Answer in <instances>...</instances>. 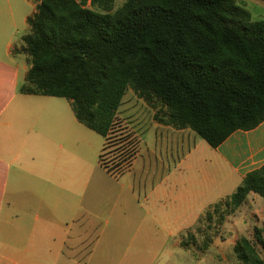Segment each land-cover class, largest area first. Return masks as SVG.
Segmentation results:
<instances>
[{
    "label": "trees",
    "instance_id": "1",
    "mask_svg": "<svg viewBox=\"0 0 264 264\" xmlns=\"http://www.w3.org/2000/svg\"><path fill=\"white\" fill-rule=\"evenodd\" d=\"M33 1L22 93L69 100L78 122L107 141L130 90L159 124L190 130L214 149L264 122V20L253 21L238 0H127L116 10L115 0ZM137 154L112 167L101 161L118 175ZM252 193L264 199V166L207 220L221 226ZM254 237L264 252L263 230ZM234 251L241 264H264L246 237Z\"/></svg>",
    "mask_w": 264,
    "mask_h": 264
},
{
    "label": "crops",
    "instance_id": "2",
    "mask_svg": "<svg viewBox=\"0 0 264 264\" xmlns=\"http://www.w3.org/2000/svg\"><path fill=\"white\" fill-rule=\"evenodd\" d=\"M36 7L33 0H0V264H167L168 241L182 247L183 233L201 215L188 227L183 216L209 210L228 196L223 190H237L264 166V122L233 133L216 149L220 160L185 193L177 173L184 160L163 162L155 180L133 176L138 155L123 173L109 172L101 161L107 140L88 142V128L71 118L64 98L21 91L31 67L22 38ZM125 102L118 114L139 119L142 113ZM151 123L186 136L181 142L193 138L190 130ZM136 124L143 128L142 120Z\"/></svg>",
    "mask_w": 264,
    "mask_h": 264
},
{
    "label": "rangeland",
    "instance_id": "3",
    "mask_svg": "<svg viewBox=\"0 0 264 264\" xmlns=\"http://www.w3.org/2000/svg\"><path fill=\"white\" fill-rule=\"evenodd\" d=\"M126 1L115 0L114 9H118ZM238 3L250 12L253 21L264 20V0H238ZM59 100L68 104L67 112L71 115V118H75L69 100ZM140 100L131 90L124 97V101H126L124 105L131 106V109H138L142 116L135 119L136 116L127 115V110L118 114L111 135L106 142L103 153L104 164L109 167L117 165L123 162V159L133 149H138L133 176L142 178L150 175L152 180H155L162 175L163 162L174 167L184 160L181 170L177 172L181 181L180 189L185 193L192 185L196 187L201 179V172L207 166H214L220 160L217 150L194 132L190 141L181 142L180 140L187 139V137L178 136L176 138L163 129H157L155 123H151L152 121L157 122L155 116H152L153 112L156 113V110L148 106L143 100L144 106L143 108L140 107ZM47 111L57 112L59 109L49 107ZM140 120L144 123L143 128L136 124ZM84 130L89 135L87 141L92 142L94 147H98L99 143L103 141L102 137L94 132L90 133L92 131L89 129ZM142 130L143 136L141 138ZM201 143L204 144L205 148L201 146ZM196 146L198 147L196 148ZM98 156L96 153H89L88 159L97 162L99 160ZM235 191L230 185L228 189L223 190L224 193H228V196L215 200L214 204L222 199L225 201L229 194ZM171 193L169 189L166 195ZM219 193L220 191H217V195ZM167 201L168 199L165 202ZM207 210V207L200 208L197 216L194 213L183 216V227H188L190 220L192 221L200 215L201 220L191 230L183 233L182 239L184 243L187 242V246L174 247L172 241H168L167 264H241L234 248L242 237L252 241L264 258V252L256 243L254 237L257 228L263 230L264 234L263 198L254 193L250 194L246 203L236 213L227 215L221 226L217 224L218 217H215L210 224V221L206 218ZM188 233L193 235V239L187 237Z\"/></svg>",
    "mask_w": 264,
    "mask_h": 264
}]
</instances>
